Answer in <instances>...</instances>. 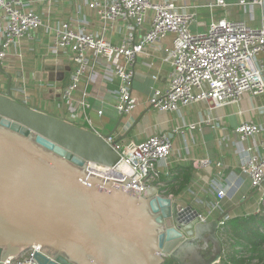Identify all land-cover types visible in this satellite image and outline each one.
Instances as JSON below:
<instances>
[{"label":"water","instance_id":"95a60500","mask_svg":"<svg viewBox=\"0 0 264 264\" xmlns=\"http://www.w3.org/2000/svg\"><path fill=\"white\" fill-rule=\"evenodd\" d=\"M109 137L0 92V262L41 245L56 258L38 253V264H186L207 250L219 263L224 217L202 224L184 200L87 172L86 161L119 163Z\"/></svg>","mask_w":264,"mask_h":264},{"label":"crops","instance_id":"0c3cea01","mask_svg":"<svg viewBox=\"0 0 264 264\" xmlns=\"http://www.w3.org/2000/svg\"><path fill=\"white\" fill-rule=\"evenodd\" d=\"M25 1L37 11L43 24L34 42H23L20 47L11 48L0 64V92H7L10 86L16 100L56 117L64 113L68 121L112 136L124 147L135 146L152 135H169L173 152L166 162L160 163V179L150 194L179 198L205 216L216 201L217 189L225 187L227 196L222 200L221 208L210 216V222L222 217L229 221L244 219L262 210L261 194L241 172V163L247 156L245 151L254 147L257 141L253 138L241 141L235 129L244 122H254L264 128V113L260 110L264 106V96L247 93L239 104L216 110L205 102L174 113L153 110L149 100L154 90L164 89L174 74L166 51L172 46L173 37H169L163 44L147 48L138 56L132 88L137 107L131 115L118 114L115 106L119 82L111 74L115 66L101 58L94 70L83 77L73 95L75 109L70 108L63 94L71 82L73 64L63 53L52 52L53 30L67 22L75 30L84 28L118 45L126 27L122 22L106 27L84 0ZM156 1H171L177 4L179 11L194 13L196 22L191 27L194 33L205 32L212 22L220 20L244 22L253 28L264 25V4L243 6L241 0H226V7H211L212 0ZM147 30L148 26H144L138 31V40ZM91 59L94 60L93 55ZM255 63L258 67L264 66V53L255 59ZM58 66L64 70V81L50 82L48 68ZM84 94H87L85 99L89 105L85 110L76 107ZM100 111L103 114H99ZM209 119H213L211 125H203L194 131L188 128L190 123ZM205 160H209L210 165L199 168L193 165ZM185 176L190 182L179 193ZM198 256L195 260L188 259L186 264H209L210 259L203 260Z\"/></svg>","mask_w":264,"mask_h":264},{"label":"built area","instance_id":"2783aa9c","mask_svg":"<svg viewBox=\"0 0 264 264\" xmlns=\"http://www.w3.org/2000/svg\"><path fill=\"white\" fill-rule=\"evenodd\" d=\"M84 1L106 27L122 22L126 32L121 42L114 45L103 35L90 33L84 28L75 30L67 22L53 30L52 52L63 53L73 64L71 82L63 94L70 108L75 109L73 95L83 77L94 70L101 58L115 66L111 74L119 82L115 106L118 114L123 117L131 115L137 107L132 88L138 56L147 48L163 44L169 37H173L172 46L166 51L174 66V74L164 89L154 90L149 100L153 110L174 113L202 102L216 110L239 104L247 93L264 96V66L258 67L255 63V59L264 53V25L253 28L244 22L220 20L212 22L207 31L194 33L191 27L196 22L195 14L179 11L177 4L171 1ZM240 4L263 6L264 0H241ZM210 6L226 7L227 3L226 0H212ZM42 24L40 15L25 0H0V64L11 48L20 47L23 42H34ZM144 26H148V30L138 40V31ZM86 96L84 94L76 107L89 108ZM260 110L264 113V106ZM212 122L213 119L190 123L188 128L194 131ZM235 134L244 142L251 138L257 141L254 147L245 151L247 156L241 163V172L249 177L253 189L261 194L260 202L264 203V128L254 122H244L235 129ZM107 143L120 156L119 163L108 167L86 161L89 163L87 172L120 182L129 178L124 189L139 190L141 194L151 190L160 179L158 167L170 158L174 147L167 134L152 135L132 147H124L112 136ZM210 163L209 160L196 161L193 165L199 168ZM226 196L227 188L217 189L216 201L209 214L199 213L197 221L209 223L210 216L221 208ZM228 221L229 218L224 217L219 223V234L224 232ZM38 253L55 261L56 256L41 252V245H32L24 255L8 257L0 264H38L35 260Z\"/></svg>","mask_w":264,"mask_h":264},{"label":"trees","instance_id":"16d2710c","mask_svg":"<svg viewBox=\"0 0 264 264\" xmlns=\"http://www.w3.org/2000/svg\"><path fill=\"white\" fill-rule=\"evenodd\" d=\"M188 182L190 179L185 176L179 193ZM221 238L229 255L228 264H264V203L258 214L228 221ZM166 264L175 263L167 261Z\"/></svg>","mask_w":264,"mask_h":264},{"label":"rangeland","instance_id":"374dc122","mask_svg":"<svg viewBox=\"0 0 264 264\" xmlns=\"http://www.w3.org/2000/svg\"><path fill=\"white\" fill-rule=\"evenodd\" d=\"M262 205H263V203H261V208H262ZM262 212H261V214H262ZM219 238H220V240L222 242L221 234H219ZM211 248H212V246H211ZM207 251L209 253H207V255H205V258H200V257H198V258H200V259H210L211 258L210 256L212 255V254H210L211 253V250H207ZM228 258H229V255H226V249H225V246H223V242H222V254H221L220 258H219L220 259V262L219 263L228 264L227 263ZM219 263H217V264H219ZM253 264H257V262H254Z\"/></svg>","mask_w":264,"mask_h":264}]
</instances>
